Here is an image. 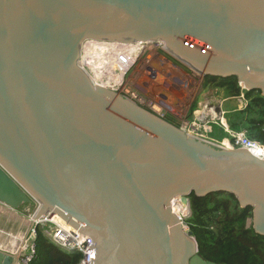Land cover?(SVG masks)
Instances as JSON below:
<instances>
[{"label":"water","instance_id":"1","mask_svg":"<svg viewBox=\"0 0 264 264\" xmlns=\"http://www.w3.org/2000/svg\"><path fill=\"white\" fill-rule=\"evenodd\" d=\"M95 40L160 43L200 91L236 77L264 96V0H0V204L36 203L32 228L57 214L89 236L91 264H218L184 224L193 194L234 195L264 237V157L96 82L82 60Z\"/></svg>","mask_w":264,"mask_h":264},{"label":"trees","instance_id":"2","mask_svg":"<svg viewBox=\"0 0 264 264\" xmlns=\"http://www.w3.org/2000/svg\"><path fill=\"white\" fill-rule=\"evenodd\" d=\"M205 89L220 87L227 96L245 92L244 109L227 113L230 129L246 131L251 139L264 144V96L260 91L242 90L236 77H207ZM192 214L186 220L199 242L201 254L218 264H264V237L250 220L252 208H242L232 194L217 192L204 197L191 196ZM82 254L56 244L37 227L36 256L29 264H80Z\"/></svg>","mask_w":264,"mask_h":264},{"label":"rangeland","instance_id":"3","mask_svg":"<svg viewBox=\"0 0 264 264\" xmlns=\"http://www.w3.org/2000/svg\"><path fill=\"white\" fill-rule=\"evenodd\" d=\"M99 43H92V42L87 43L84 48V57H83V63L85 67L92 74L94 80L98 82L99 84H102L101 81L104 78L106 86H110V85L113 86L116 83L121 84V86H118V85L114 86V87H117L116 89L123 88L124 84L127 83L128 88L131 89L132 87L134 90H136L139 93L146 92L147 91L146 87H148L149 89L151 88L154 89L156 92L161 93V95L164 92L165 95L163 96V99H164L165 104L169 103L170 106H174L178 108V105H179L178 100L185 101V104H184L186 107L184 109L185 113L190 111V109L192 108L190 107L191 103L195 106L196 109H198L200 105H205L206 101H208L209 103L215 104V105L217 103L218 106H220V108L225 113V117L227 113L229 112L241 110L246 107L243 100L245 101L247 100V98L245 95L246 93L243 91L238 96L230 97L225 94L224 88L210 87V88L204 89V91L201 92V94H199L200 97L198 99L194 98V100L192 101V97L189 99L188 96H192V94L195 95L196 93H198V91L200 93L201 89L199 88V84L201 87L202 83L199 80L196 79L197 84H198L197 88L192 89V90L190 89L191 91L188 89L190 91L188 95L189 91L187 92L186 90L188 84L183 82L184 81L183 77L185 78V76L179 74L180 80L176 79V83L180 84L182 88H180L178 84L171 85L168 83V81L172 79L170 77L176 78L178 76V72L175 73L176 71L173 70L172 71L173 74L170 72L169 74L170 77L165 76V78H163L164 72H162L163 75H160L158 79L152 77L149 71H151L152 67H154V64H152V62L148 63V61H151L153 57L159 58L161 54L165 58L166 56L169 57L167 53H165L166 55L165 56L164 53L162 52L164 50L158 47L154 43L145 44L143 46V49H140L139 44H135V43L127 44V43H118V42L116 43L110 42L109 45H107V47L109 48L103 49L104 44H99ZM93 46H96L97 49H93L92 48ZM145 47H146L145 55L142 58H140V56L144 54ZM148 56H151V57H148ZM169 58L171 59V62L174 63L176 66L178 65L177 67H179L182 71L184 70L183 73L185 72V74L194 77L195 74L191 72L187 67H185L183 64L178 62L176 59L171 58V57ZM158 62L162 65L160 60ZM148 75H150L149 76L150 78L148 77ZM131 77L133 78L130 79ZM147 79L149 81L152 80V82L151 83L147 81L144 82V80H147ZM110 81H111V84H109ZM159 85L161 86V88H159ZM243 94H244V97H243ZM177 102L178 104H175ZM190 115H191L190 120H192L193 115L192 114ZM226 120H227V117H226ZM210 136L218 140H221L224 137L228 136L223 124L219 120L217 124H213V130L210 132ZM36 208H37L36 203L32 202L30 204L23 205L20 209H18L17 212L18 213L21 212L27 217H30L31 215H33ZM8 215H11V214L8 213ZM2 216L4 217L3 221L6 220L5 224H7L6 213L3 214L0 212V218ZM1 229H5V228L2 227ZM27 236H28V233H27ZM27 236H26V240L28 238ZM2 237H3V234L2 236H0V238ZM26 240H25V243H26ZM19 246H21V244H19ZM16 249L18 250V247H16Z\"/></svg>","mask_w":264,"mask_h":264},{"label":"built area","instance_id":"4","mask_svg":"<svg viewBox=\"0 0 264 264\" xmlns=\"http://www.w3.org/2000/svg\"><path fill=\"white\" fill-rule=\"evenodd\" d=\"M154 44H156L158 47L163 49V46L160 43H154ZM145 52H146V47L144 54H142L140 58H142L145 55ZM162 52L165 55V52L164 51ZM160 57L165 58L162 56V54ZM160 57L159 58L153 57L151 61H148V63L154 62V67H152L151 71L149 72L152 75V77L156 79H158L160 75H163L162 70H160L163 69V66L158 62L161 59ZM165 59L171 62V59L169 57L166 56ZM169 73L170 72H168L167 75H169ZM132 78L133 77H131L130 79ZM168 83L171 85L178 84L172 81H168ZM178 85L180 86V84ZM108 87L113 90L122 92L124 95L130 97L132 100L144 106L145 108L149 109L150 111H152L153 113L157 114L160 117H163L167 120L168 119L180 120L181 126L187 132L193 135L218 142L221 145L226 146L228 148H244L253 152L257 156L264 157V144L260 143L257 140L251 139L246 131H235L230 129L229 125L227 124V121H224L225 113L220 108V106H218L217 103L215 105L206 101L205 105H200L199 108L194 112L192 120H190L191 118L187 120L185 118V111H184V109L186 108L184 105L185 101L178 100L181 107L180 110L176 111L171 108L169 103H167L169 105L164 103L163 96L165 94L163 93L161 95V93H158L156 91L153 92L154 89L152 91L147 90L144 93H139L136 90H134L132 87L131 89L128 88L127 83H125L123 88L121 89H116L117 87H113V88L110 86ZM180 88H182V86H180ZM199 88H200V84H199ZM243 102L247 106L248 101L243 100ZM218 110L220 111L221 116H219ZM218 120L221 121V123L225 128V131L228 134L227 137H224L221 140L212 138L210 136V132L213 130V124H217ZM176 202L178 201L176 200ZM176 202L174 201V204ZM186 213L187 212L183 211L181 212V214H178L182 221H184L183 217L186 215ZM54 216H57L58 218H60V220H54ZM184 224L187 228H189L188 224L186 223V220L184 221ZM35 225L36 227L33 228L28 233L27 236L28 238L24 248H22V250L18 252L19 255L18 264H29L36 256V239H37L38 226H42L44 228V232L47 235H49L50 238L59 246L63 247L66 250L80 252L82 254L80 264H91L89 236L78 231L76 228L68 224L64 219H62L57 214H52L50 212L44 215L43 217H41L39 220H35Z\"/></svg>","mask_w":264,"mask_h":264},{"label":"bare ground","instance_id":"5","mask_svg":"<svg viewBox=\"0 0 264 264\" xmlns=\"http://www.w3.org/2000/svg\"><path fill=\"white\" fill-rule=\"evenodd\" d=\"M89 42H92V43H99V44H104V46H103V49H108L109 47H107V45H109V43L110 42H106V41H88V42H86V44L87 43H89ZM85 44V45H86ZM99 44H97V45H99ZM127 44H129V43H127ZM135 44H139L140 45V49H143V46L146 44L145 42H138V43H135ZM85 45H84V48H85ZM142 45V46H141ZM84 48H83V52H82V60H83V57H84ZM93 49H97V47L96 46H93L92 47ZM90 51H92V50H90ZM145 51V50H144ZM160 58H162V57H160ZM164 59V61L165 62H161L162 63V66H163V69H162V72H164V76H166L167 75V73L168 72H171L172 73V71L174 70V71H176L175 73H177L178 72V75L179 74H181V75H183V76H185V80H184V82L186 83V84H188L187 85V92L191 89H195V86H197L198 84H197V81H196V79L193 77V76H190V75H187V74H185V72L183 73V71L179 68V67H177L176 65H174L173 63H171L169 60H167V59H165V58H163ZM174 73V74H175ZM170 74V73H169ZM173 74V73H172ZM189 74V73H188ZM167 76H169V75H167ZM172 76V75H171ZM170 78H172V80H174V77H170ZM177 78H180L179 76H177ZM201 82V81H200ZM104 86H106V85H104ZM108 87V86H107ZM198 87V86H197ZM196 87V88H197ZM189 89V90H188ZM190 90V91H191ZM190 91L188 92V95H189V93H190ZM196 91V90H195ZM192 93V92H191ZM192 96H193V94H192ZM192 96H188V98L190 99ZM175 104H178V102L177 103H175ZM157 107V106H156ZM180 103H179V105H178V108L180 109ZM178 202H176L175 204H174V206H173V209H174V211L177 213V214H181V212H187L188 211V208L185 206V205H183V204H181V199H180V197L179 198H177L176 199ZM6 206H4V205H2V204H0V208H2L5 212H7L6 214H8V213H11V214H13L15 217H19V214H18V212L17 211H15V210H13V209H7L8 207H6ZM32 216V215H31ZM29 217L30 218V221L29 220H27V224H29V223H31V221L33 220L32 219V217ZM54 220H60V218H58L57 216H54ZM34 223H35V221H34ZM29 226V230H32L33 228H35L36 227V225L32 228V226L29 224L28 225ZM0 234H3V237L0 239V247H2V248H4V249H6V250H8V247L6 246L7 244H11L12 245V242L14 241V239L13 238H11L10 236H8L7 234H6V232H4V231H1L0 230ZM25 240H23V242H24ZM27 241V240H26ZM22 242V243H23ZM21 243V248L20 247H18V250L17 249H15V250H13V251H11V253H16V252H20L21 250H22V248H24V246H25V244L26 243H24V244H22ZM15 247V246H14Z\"/></svg>","mask_w":264,"mask_h":264},{"label":"crops","instance_id":"6","mask_svg":"<svg viewBox=\"0 0 264 264\" xmlns=\"http://www.w3.org/2000/svg\"><path fill=\"white\" fill-rule=\"evenodd\" d=\"M224 121H227L226 117H225ZM7 209H9V208H7ZM0 212L3 214L7 213L2 208H0ZM18 214H19V217H15L13 214H11V215L6 214L7 224H5L6 220L3 221V218H4L3 216L0 218V230L6 232V234L8 236H10L11 238L14 239V241L12 242V245L11 244L6 245L8 247V250H6L2 247H0V250H4L6 252H11V251L15 250L16 247L21 248V246H19V244H21L23 242V240H26V236H27V233L29 230L28 225L29 224L31 225V223L27 224V220L30 221V218L27 217L26 215L22 214L21 212H19ZM2 227L5 228L6 230L1 229ZM0 236H2V234H0ZM24 243H25V241L23 242V244Z\"/></svg>","mask_w":264,"mask_h":264},{"label":"flooded vegetation","instance_id":"7","mask_svg":"<svg viewBox=\"0 0 264 264\" xmlns=\"http://www.w3.org/2000/svg\"><path fill=\"white\" fill-rule=\"evenodd\" d=\"M141 46H142V45H141ZM160 62H165V61H164L163 58H161V59H160ZM152 64H154V62H153ZM149 76H150V75H148V77H149ZM169 77H170V76H169ZM194 77H195V79H197V80H199V81H202V79H201L200 76H198V75L195 74ZM149 78H150V77H149ZM163 78H165V76H164ZM176 79L180 80V78H177V77H176V78H174V80L171 79L170 81H172V82H176ZM183 80H185L184 77H183ZM206 80H207V78H206ZM206 80H205V82H204V85H205V83H206ZM98 81H100V80H98ZM111 81H112V80H111ZM111 81H110L109 84H111ZM146 81H147V82H150V83L152 82V80L149 81L148 79H147V80H144V82H146ZM157 81H158V80H157ZM162 81H163V80H162ZM101 82H102V85H106V84H105V81H104V78L102 79ZM116 82H117V81H116ZM183 82H184V81H183ZM156 83H157V82H156ZM109 84H108V85H109ZM116 85L121 86V84L116 83V84L113 85V86L110 85V87H114V86H116ZM196 87H197V86H195V88H196ZM204 87H205V86H204ZM159 88H161L160 85H159ZM146 89H147V90H151V91L153 90L152 88L149 89L148 87H146ZM153 92H155V90H154ZM201 92H202V91H200V93H199V91H198V93H196L195 95L193 94V96H192V101L194 100V98H195V99H198V98L200 97L199 94H201ZM163 93H164V92H163ZM190 107H192V108L194 107V108H193V110H192V108H191L190 111H188V112L185 113V118H186L187 120H189V118H190V116H191L190 114L194 115V112L197 110V109L195 108V106H194L192 103H191V106H190ZM171 108L174 109V110H176V111L180 110L179 108H176V107H174V106H171ZM190 112H192V113H190ZM189 113H190V114H189ZM171 121H173V122L176 123V124H180V125H181V121H180V120H176V119H174V120H171Z\"/></svg>","mask_w":264,"mask_h":264}]
</instances>
